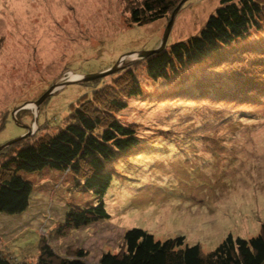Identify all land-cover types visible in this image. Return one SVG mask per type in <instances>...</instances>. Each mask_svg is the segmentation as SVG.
Segmentation results:
<instances>
[{
    "label": "rangeland",
    "instance_id": "obj_1",
    "mask_svg": "<svg viewBox=\"0 0 264 264\" xmlns=\"http://www.w3.org/2000/svg\"><path fill=\"white\" fill-rule=\"evenodd\" d=\"M219 1L188 0L163 50L196 34ZM134 7L127 0H0V151L28 131L42 135L64 122L94 87L121 83L125 67L142 91L117 115L136 125L141 148L114 165L103 198L108 219L79 211L91 199L69 174L29 175L28 211L0 214L5 255L35 263L43 240L58 256L97 263L122 248L131 228L160 241L182 236L206 254L229 234L250 239L264 231V29L218 65L153 83L145 60L155 53L138 54L160 49L169 16L137 26L129 19ZM114 67L97 83L82 81Z\"/></svg>",
    "mask_w": 264,
    "mask_h": 264
},
{
    "label": "trees",
    "instance_id": "obj_2",
    "mask_svg": "<svg viewBox=\"0 0 264 264\" xmlns=\"http://www.w3.org/2000/svg\"><path fill=\"white\" fill-rule=\"evenodd\" d=\"M181 1L127 0L135 6L129 11L130 22L144 26L168 16L169 22ZM262 29L264 0H220L196 34L146 58L147 78L153 83L166 82L190 66L218 65L236 51L234 46ZM121 72L125 75L121 83L114 79L108 85H97L71 104L64 122L62 118L46 133L27 136L0 151V214L27 212L33 192L27 177L48 170L67 173L82 186L91 200L79 211L90 218L108 219L103 198L115 176L114 165L134 157L141 148L136 125L117 115L127 108L128 99L141 98L142 91L130 67ZM85 83L90 86L97 81ZM196 85L188 93L197 91ZM42 243L35 263L0 250V264H264V231L250 239L229 234L204 254L198 245H184L182 236L160 241L147 231L131 228L123 234L122 248L117 253L104 252L97 263L58 256Z\"/></svg>",
    "mask_w": 264,
    "mask_h": 264
},
{
    "label": "water",
    "instance_id": "obj_3",
    "mask_svg": "<svg viewBox=\"0 0 264 264\" xmlns=\"http://www.w3.org/2000/svg\"><path fill=\"white\" fill-rule=\"evenodd\" d=\"M187 0H182L179 5L177 6V8L173 11L172 15H171V18L169 20V22L167 23L166 25V29H165V32H164V35H163V38H162V41H161V47L160 49H157V50H153V51H148V52H142V53H139L138 55L141 56V57H147L149 56L150 54H153V53H158L160 52V50H163L165 45H166V41H167V38L170 34V31H171V28H172V25H173V22H174V19H175V16L177 14V12L179 11V8L186 2ZM117 70V67H114L112 70H109L108 72L106 73H101V74H88L86 76L83 77L82 81L83 82H90V81H93V80H97V79H101L103 78L104 76L106 75H109V74H112L114 72H116ZM68 84V83H66ZM52 89H50L48 92H46V94L41 98L39 99L37 102H35L33 105L38 108V106L44 101V99L49 95V93L51 92ZM28 130V129H27ZM30 135V132L28 131L25 135H23L22 137L18 138L17 140H20L21 138L23 137H26V136H29ZM15 140V141H17ZM15 141H13L12 143H14ZM10 143V144H12ZM9 144V145H10ZM8 146V145H7ZM2 147H0L1 149Z\"/></svg>",
    "mask_w": 264,
    "mask_h": 264
},
{
    "label": "bare ground",
    "instance_id": "obj_4",
    "mask_svg": "<svg viewBox=\"0 0 264 264\" xmlns=\"http://www.w3.org/2000/svg\"><path fill=\"white\" fill-rule=\"evenodd\" d=\"M78 77H79V76H76V75H73V74L70 76L71 79H72V78L78 79ZM33 106H34V105H33Z\"/></svg>",
    "mask_w": 264,
    "mask_h": 264
}]
</instances>
